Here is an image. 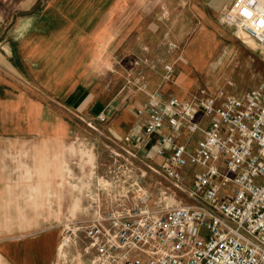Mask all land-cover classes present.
<instances>
[{"label": "built area", "instance_id": "2783aa9c", "mask_svg": "<svg viewBox=\"0 0 264 264\" xmlns=\"http://www.w3.org/2000/svg\"><path fill=\"white\" fill-rule=\"evenodd\" d=\"M223 20L264 47V0H235ZM143 111L141 133L123 138L98 179L102 210L77 228L92 264H264V83L242 96L154 91ZM191 167L196 204L155 207L144 180L157 176L176 198Z\"/></svg>", "mask_w": 264, "mask_h": 264}, {"label": "crops", "instance_id": "0c3cea01", "mask_svg": "<svg viewBox=\"0 0 264 264\" xmlns=\"http://www.w3.org/2000/svg\"><path fill=\"white\" fill-rule=\"evenodd\" d=\"M38 1L29 2L28 9ZM234 1L47 0L44 12L54 10L55 15L22 19L31 26L29 33H11L10 40L0 43V264H54L60 234L48 227L46 218L56 214L60 194L51 170L55 157L63 162L66 137L77 134L67 121L66 105L81 111V90L91 81L96 89L115 87L113 80L99 81L101 70L83 67L85 56L99 57L93 63L103 66H112L118 57H145L147 26L152 36L159 25L192 31L194 25L209 23L210 14H223ZM131 9L138 14L167 9L169 17H154L147 25L145 14L131 15ZM210 39L201 37V44L188 50L190 57L204 56L209 49L204 43ZM14 55L20 64L12 60ZM196 65L203 68L205 59ZM86 72L93 74L88 78ZM159 88L165 97L167 88L174 89L166 80ZM96 97L97 105L108 107L129 101H120L109 90ZM126 112L111 119L112 135L125 136L123 124L136 121Z\"/></svg>", "mask_w": 264, "mask_h": 264}, {"label": "rangeland", "instance_id": "374dc122", "mask_svg": "<svg viewBox=\"0 0 264 264\" xmlns=\"http://www.w3.org/2000/svg\"><path fill=\"white\" fill-rule=\"evenodd\" d=\"M31 1L35 0H2L0 43L10 40L11 33L19 36L29 33L31 26L28 21L22 19L35 17V20H38L43 15H55L54 10L52 13L44 12L43 4H46L47 0H39L28 9ZM140 11L141 16L145 14L147 25L153 22L154 17H169L167 9L156 12L154 9ZM130 13L139 15L138 10L134 9H131ZM148 27L144 33L145 57L138 58L135 55L129 58L118 57L112 66H103L101 62L93 63V60L100 59L95 55H86L83 61L84 68L93 69L94 72L101 70L100 82L108 84L113 80L111 86L115 87L106 88L105 85L102 89H96L93 87L95 82L91 81L88 83L91 86L87 85L88 87L81 90L83 102L81 111L66 105L67 121L72 131L77 134L66 137L62 153L63 162L59 163L55 157V164L51 170V176L58 182L55 188L60 194V202L58 205L56 202L54 206L58 208L56 214L46 218L48 227L50 226L51 230L53 228L58 230L60 234L54 264H92L94 255L84 253V248L88 244L84 230L78 231L77 228L89 225L102 210L104 202L98 179L105 176L109 167L114 165L111 151L118 150L123 144V138L128 134L138 136L141 133L147 114L143 109L139 111V108L144 102L145 104L148 102L150 93L162 92L159 87L164 80L168 82V86L175 89L174 91L167 88L165 94L183 100L200 95L202 91L213 94L222 89L233 96H242L264 83V47L253 40H246L233 26L223 20L222 12L210 14L209 23L194 25L193 30L188 32L180 27L171 31L170 26L159 25L158 31L156 30L152 36ZM201 37L211 38L209 42L207 40L204 43V46L209 48L206 57L204 58L205 55L190 57L188 50L197 44L200 45L201 42L198 41ZM203 59L205 65L200 69L196 64ZM12 60L20 64V57L14 55ZM168 65L173 67L170 79H167V74L164 73ZM92 74L86 72L85 76L90 78ZM106 90L119 100L129 98V101L123 105L109 107L97 105L94 102L97 101L96 95ZM94 91L96 95L93 94ZM87 97H90V102L84 104ZM121 111H127L131 118L133 116L136 118V121L124 123L122 129L126 135L122 134V137H119L120 135L110 133L109 125L111 119ZM101 116H105L106 120L101 121ZM147 152L148 150L140 155L151 163ZM17 158L14 156L12 159L21 163L20 158ZM197 170L195 167L186 170L181 184L183 191H176V198L165 195L164 192L170 186L166 183L160 184L159 178L150 174L149 181L148 178L144 180V185L152 193L154 206L161 209L177 205H195L196 202L189 195L193 190V178ZM40 189L41 186H38V190ZM224 193L227 195L228 192Z\"/></svg>", "mask_w": 264, "mask_h": 264}, {"label": "snow or ice", "instance_id": "6c2138e0", "mask_svg": "<svg viewBox=\"0 0 264 264\" xmlns=\"http://www.w3.org/2000/svg\"><path fill=\"white\" fill-rule=\"evenodd\" d=\"M245 14H248V13H245Z\"/></svg>", "mask_w": 264, "mask_h": 264}, {"label": "bare ground", "instance_id": "6f19581e", "mask_svg": "<svg viewBox=\"0 0 264 264\" xmlns=\"http://www.w3.org/2000/svg\"><path fill=\"white\" fill-rule=\"evenodd\" d=\"M89 153V152H88Z\"/></svg>", "mask_w": 264, "mask_h": 264}]
</instances>
